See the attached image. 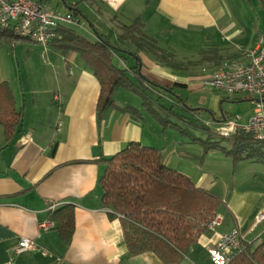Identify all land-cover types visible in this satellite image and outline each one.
<instances>
[{"label": "crops", "instance_id": "0c3cea01", "mask_svg": "<svg viewBox=\"0 0 264 264\" xmlns=\"http://www.w3.org/2000/svg\"><path fill=\"white\" fill-rule=\"evenodd\" d=\"M56 1L63 5L61 0ZM50 2L44 0L49 6ZM67 2H78L84 17L74 15L67 6L63 5L62 10L57 7L71 12L76 21L60 28L71 27L89 40L95 39L92 27L100 33L113 30L114 41L120 24L138 18L145 35L185 63L183 69L171 68L152 54L138 51V61L128 53H123L122 58L113 54L116 67L127 69L139 63L141 73L150 81L168 87L174 83L185 85L176 91L187 104L210 110L216 120L221 112L226 116L239 114L243 122L250 116L252 96H229L202 85L201 80L223 60L243 59L246 52L264 51V0ZM83 4L89 5L90 19L82 11ZM83 19L90 22V31L83 24L79 26ZM15 37L9 31L0 35V53L11 62L19 61L20 54L27 70L26 77L19 80L11 77L9 71L0 70V83L7 84L12 105L21 115L8 139L0 125V264H165L151 252L130 256L120 218L110 216V210L102 204L98 180L105 166L92 161L109 157L129 143L158 148L166 165L188 176L195 187L212 192L223 201L218 209L221 224L208 228L176 264H210L207 248L232 228L246 242L264 240V220L255 224L256 215L264 211V205H260L264 192L243 181L237 185L227 182L221 192L216 191L220 187L216 172L204 169V164L196 161L200 146L173 129L163 131L138 96L120 88L113 94L117 108L106 109L98 116L99 83L77 52L62 50L53 42L42 46ZM118 44L135 51L128 42ZM5 45L11 46L9 53L5 52ZM33 56L36 63L30 67ZM127 75L134 80L129 71ZM244 101L251 103L247 104L249 107L233 105ZM127 106L138 110L142 119L119 110ZM206 153L208 157L223 158L217 150ZM75 160L89 162H72ZM64 206L71 208L73 214V230L67 240L57 227L66 210ZM22 237L32 239L36 249L16 252Z\"/></svg>", "mask_w": 264, "mask_h": 264}, {"label": "trees", "instance_id": "16d2710c", "mask_svg": "<svg viewBox=\"0 0 264 264\" xmlns=\"http://www.w3.org/2000/svg\"><path fill=\"white\" fill-rule=\"evenodd\" d=\"M38 1L44 3V0ZM62 1L74 15L84 17L77 7L78 2L71 4L67 0ZM142 27L138 18L129 24H120V32L114 41L113 30L100 33L92 28L95 39L89 40L71 27L58 28L49 43L53 42L62 50L77 52L83 63L92 70L99 83L98 116L106 109L117 108L113 94L122 88L141 99L143 108L161 125L163 131L167 128L178 131L192 143L201 146L203 153L217 150L234 159L252 157L264 161V151L260 149L264 142L253 139L250 133L240 132L229 138L218 136L215 124L219 123L216 122L221 116L216 120L210 110L189 106L176 91L185 85L174 83L170 87L161 86L141 73L139 63L127 69H120L112 63L113 54H119L122 58L123 53H128L138 61L137 52L145 51L165 66L185 68V63L176 60L171 52L158 47L153 38L145 35ZM119 41L133 45L135 51L120 47ZM128 71L134 80L127 75ZM12 102L13 96L7 84L0 83V125L7 139L21 120L20 112L15 110ZM119 110L137 120L142 119L139 111L133 107ZM201 113L206 114V119L201 117ZM223 115L226 119L231 118L225 112ZM192 131L200 132L204 138L193 135ZM222 140L227 143H221ZM245 151L248 154L240 156ZM92 162L105 166L98 180L102 189V204L110 210V216L120 218L123 240L130 256L151 252L165 264L178 263L189 247L208 230L223 204L221 198L195 187L188 176L166 165L162 161L161 151L155 147L129 143L117 153ZM64 209L57 227L67 240L73 230V214L68 206H64ZM228 264H264V240L258 243L243 240L242 249Z\"/></svg>", "mask_w": 264, "mask_h": 264}, {"label": "built area", "instance_id": "2783aa9c", "mask_svg": "<svg viewBox=\"0 0 264 264\" xmlns=\"http://www.w3.org/2000/svg\"><path fill=\"white\" fill-rule=\"evenodd\" d=\"M71 12L60 11L38 0H0V34L6 31L33 43L47 46L55 37L56 30L63 25L75 24ZM202 85L215 88L227 95L247 94L253 97L252 110L245 122L241 117H231L216 125V132L222 138L237 133H250L253 139L264 142V51H249L243 59L223 60L211 73L201 80ZM57 99V95L54 94ZM264 220V211L255 217V224ZM222 222V214L217 213L209 229ZM243 238L236 228L219 236L207 248L210 264H228L242 249ZM36 249L32 239L22 237L16 252Z\"/></svg>", "mask_w": 264, "mask_h": 264}, {"label": "rangeland", "instance_id": "374dc122", "mask_svg": "<svg viewBox=\"0 0 264 264\" xmlns=\"http://www.w3.org/2000/svg\"><path fill=\"white\" fill-rule=\"evenodd\" d=\"M75 1V0H74ZM50 6L53 8H60V10L64 9L63 5H58L56 0H51L50 2ZM82 11L85 12L87 18H91L90 15V11H89V5L87 4H83L82 6ZM84 25V28L88 31L91 30V24L88 20L83 19L82 21H79V26L80 25ZM93 28V27H92ZM93 30V29H92ZM82 31V30H81ZM1 45V44H0ZM3 48H5L4 50H6L5 52L9 53V49L12 50L10 45H5ZM40 49V48H39ZM0 51H3V49H1ZM40 54V51L38 52ZM5 55L0 53V70H4V71H9L11 73V77H15L17 78V80H19V77H26V64L24 63V61L22 60L21 55L19 54L18 59L19 61H9L7 60L8 58L4 57ZM36 59V57L33 56V58L29 59L30 63L29 66L32 67L36 61L34 60ZM39 59V58H38ZM250 103L248 101H244V102H238V103H233L234 106H240V105H244L243 107L248 106L247 104ZM251 104V103H250ZM249 107V106H248ZM242 108L240 107V110ZM202 117H206V114L201 113ZM241 117L239 114H234L231 117ZM245 122V121H244ZM178 133L181 137L188 139V137H185L184 135L180 134L178 131L173 129V132ZM193 135L196 136H200L202 138H204V135L201 134L198 131H192ZM200 133V134H199ZM189 140V139H188ZM221 143L226 141L222 140L220 141ZM201 151L200 153L197 155L196 154V161L198 163H202L203 168H209L212 169L213 171H215L216 173L214 175H216L218 177V181L220 183V187L219 189H216V191L221 192V188L223 187V185L227 184V182L232 183V184H241V182L243 181V184H246L249 187H256V189L261 190L262 192H264V161H258L256 159H252V157L250 158H236L234 159L232 156H225L223 153L221 155V157H223L222 159L227 160V162H224V160L222 159H217L219 157H213L211 155H207V153H203V149L200 146ZM262 151H264V145L261 146L260 148ZM220 152V151H219ZM251 153V152H250ZM248 152H241V155H247ZM256 154V152H255ZM260 205H264V198L261 199ZM221 207V206H220ZM264 225V224H262ZM264 227V226H262ZM261 228V226H260ZM261 239H264V236H262ZM204 255V254H203ZM205 256V255H204Z\"/></svg>", "mask_w": 264, "mask_h": 264}, {"label": "water", "instance_id": "95a60500", "mask_svg": "<svg viewBox=\"0 0 264 264\" xmlns=\"http://www.w3.org/2000/svg\"><path fill=\"white\" fill-rule=\"evenodd\" d=\"M62 1V0H61ZM62 3H63V5L65 6V4H64V1H62ZM221 120H225V117L223 116V113L221 112Z\"/></svg>", "mask_w": 264, "mask_h": 264}]
</instances>
